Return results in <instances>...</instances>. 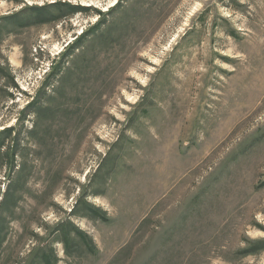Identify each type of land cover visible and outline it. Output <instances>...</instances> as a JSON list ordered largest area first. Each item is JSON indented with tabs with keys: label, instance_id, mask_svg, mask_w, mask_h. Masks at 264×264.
Here are the masks:
<instances>
[{
	"label": "rangeland",
	"instance_id": "rangeland-1",
	"mask_svg": "<svg viewBox=\"0 0 264 264\" xmlns=\"http://www.w3.org/2000/svg\"><path fill=\"white\" fill-rule=\"evenodd\" d=\"M0 133V264H264V0H0Z\"/></svg>",
	"mask_w": 264,
	"mask_h": 264
},
{
	"label": "trees",
	"instance_id": "trees-1",
	"mask_svg": "<svg viewBox=\"0 0 264 264\" xmlns=\"http://www.w3.org/2000/svg\"><path fill=\"white\" fill-rule=\"evenodd\" d=\"M116 4H118V2H116ZM28 9L27 10L28 11H31V12L34 10V8H28ZM23 14H25V9L19 11L16 14H12V15L5 16L3 19L8 20V21H12L15 25H17V27H23L24 25H27L28 24V22H25L24 21L25 17L23 16ZM44 16H45V14H44ZM57 16H58V14H56V16H53V17H50V18H52V20H54V19H57ZM79 46H81V44H79L78 47ZM76 47H77V45L72 44L71 46H68L67 47V49L65 50V52H67V54H69L68 51L70 52L72 49H74ZM0 136H1V133H0ZM3 137H4L3 135L0 137V145H1V139H3ZM86 240L88 241L87 238H86ZM263 249H264V241H261V242H257L256 244H254V246H252V249H246L244 251L247 252L248 254H252V253L258 252V251L263 250Z\"/></svg>",
	"mask_w": 264,
	"mask_h": 264
}]
</instances>
